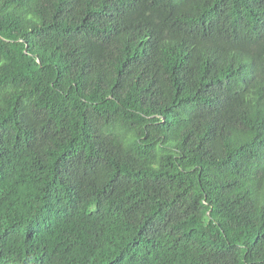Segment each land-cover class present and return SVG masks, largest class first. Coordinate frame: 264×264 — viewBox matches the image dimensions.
Returning a JSON list of instances; mask_svg holds the SVG:
<instances>
[{
  "label": "trees",
  "instance_id": "16d2710c",
  "mask_svg": "<svg viewBox=\"0 0 264 264\" xmlns=\"http://www.w3.org/2000/svg\"><path fill=\"white\" fill-rule=\"evenodd\" d=\"M0 264H264V0H0Z\"/></svg>",
  "mask_w": 264,
  "mask_h": 264
}]
</instances>
